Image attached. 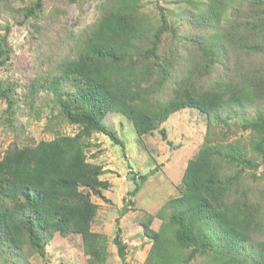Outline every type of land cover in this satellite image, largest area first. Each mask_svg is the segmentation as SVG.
Masks as SVG:
<instances>
[{"label": "trees", "instance_id": "16d2710c", "mask_svg": "<svg viewBox=\"0 0 264 264\" xmlns=\"http://www.w3.org/2000/svg\"><path fill=\"white\" fill-rule=\"evenodd\" d=\"M56 1L46 11L45 0H0V14L28 22L37 36L64 13L59 2H81ZM180 3L168 9L100 0L96 18L60 35L62 53L25 85L30 112L40 118L50 106L43 130L51 138L25 134L2 151L0 264H31L35 254L49 264L45 247L55 235H78L86 264H107L109 236L92 229L98 205L91 196L108 200L102 189L109 182L88 160L91 136L121 143L104 123L117 112L139 137L158 131L166 139L162 123L184 107L205 116V134L178 194L140 220L150 244L142 264H190L197 256L202 264H264V0ZM10 31L4 24L0 66L10 59ZM0 98L7 123L22 133L13 118L20 100L14 85L0 82ZM66 125L75 130L65 132ZM130 178L135 185L121 215L146 176ZM120 231L117 224L112 242L123 260Z\"/></svg>", "mask_w": 264, "mask_h": 264}, {"label": "rangeland", "instance_id": "374dc122", "mask_svg": "<svg viewBox=\"0 0 264 264\" xmlns=\"http://www.w3.org/2000/svg\"><path fill=\"white\" fill-rule=\"evenodd\" d=\"M46 11L57 3L45 0ZM174 1V2H173ZM176 0H145L148 7L155 3L168 9L174 7ZM100 0H81V2H59L64 10L58 19L53 17L44 33L35 35L28 23L16 25L4 14H0V33L4 24L9 23L8 45L11 49L10 59L0 66V82L14 85V97L19 98L18 110L14 121L22 128V133L9 125L6 102L0 98V156L8 143L16 138L23 141V135L29 134L35 140L49 139L51 135L43 130L50 106H43L41 117L30 112L23 102V89L35 77L36 72L45 69L62 53L60 35L69 31L78 32L93 21L97 14ZM181 2V0H177ZM185 5L183 2L180 3ZM50 18H46L47 22ZM44 95V94H41ZM50 104V103H49ZM105 125L119 138L114 143L102 133H93L92 145L87 152L88 160L103 167L101 179H107L109 187L102 189L108 200L92 195L91 199L98 205L92 229L109 236L110 255L107 264H142L150 244L142 236L140 220L144 213H155L169 198L178 194L176 184L180 181L186 162L196 152L203 141L206 129L205 116L196 108L184 107L172 113L161 125L166 130V139L158 131L139 137L132 122L120 113H108ZM65 132L72 133L75 128L66 125ZM94 155V156H93ZM264 171V164L259 168ZM146 176L140 189L131 197L133 204L121 215L122 204L127 191L134 187L130 176ZM138 179L136 178V181ZM116 219H119L116 222ZM159 220L154 219L152 227H158ZM120 225V235L126 243L123 260L117 254L112 238ZM49 264H86L80 237L55 235L46 245ZM31 264H45L39 255L31 256ZM190 264H202V256H197Z\"/></svg>", "mask_w": 264, "mask_h": 264}]
</instances>
